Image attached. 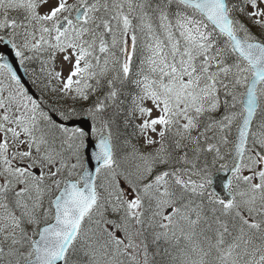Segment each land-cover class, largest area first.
Here are the masks:
<instances>
[{
  "label": "snow or ice",
  "instance_id": "1",
  "mask_svg": "<svg viewBox=\"0 0 264 264\" xmlns=\"http://www.w3.org/2000/svg\"><path fill=\"white\" fill-rule=\"evenodd\" d=\"M0 45V264H264V0H0Z\"/></svg>",
  "mask_w": 264,
  "mask_h": 264
},
{
  "label": "water",
  "instance_id": "2",
  "mask_svg": "<svg viewBox=\"0 0 264 264\" xmlns=\"http://www.w3.org/2000/svg\"><path fill=\"white\" fill-rule=\"evenodd\" d=\"M1 53H3V55H5L9 59V62L13 63V67L17 70L18 75L21 77L22 83H24L25 87L30 90V94H33L34 97H37L36 93L34 92L33 88L29 83L27 74L24 72V69L20 67L19 62L14 60V55L10 52V50L1 45L0 54ZM69 125L87 128L89 122L83 119H77L69 122Z\"/></svg>",
  "mask_w": 264,
  "mask_h": 264
},
{
  "label": "trees",
  "instance_id": "3",
  "mask_svg": "<svg viewBox=\"0 0 264 264\" xmlns=\"http://www.w3.org/2000/svg\"><path fill=\"white\" fill-rule=\"evenodd\" d=\"M32 82V81H31ZM129 131H131V129H129Z\"/></svg>",
  "mask_w": 264,
  "mask_h": 264
}]
</instances>
